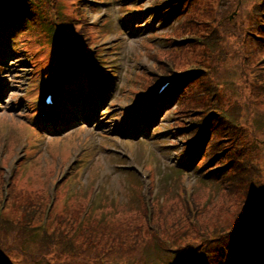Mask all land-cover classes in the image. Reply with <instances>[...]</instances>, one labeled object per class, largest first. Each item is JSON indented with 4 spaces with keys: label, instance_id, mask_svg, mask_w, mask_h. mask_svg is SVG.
<instances>
[{
    "label": "rangeland",
    "instance_id": "1",
    "mask_svg": "<svg viewBox=\"0 0 264 264\" xmlns=\"http://www.w3.org/2000/svg\"><path fill=\"white\" fill-rule=\"evenodd\" d=\"M104 1L107 2H101L92 8L81 6L80 3L74 4L75 6L80 5L78 11L81 21L88 19L90 24L95 23L89 28L99 36L104 47L111 44V47H115L113 50H108L110 53L113 52L108 58L107 64L112 65L113 69L119 70L117 74L115 73L114 83L117 96L109 104L110 110L107 111L106 116L102 120L93 118L92 124L95 127L92 125L91 128L88 126L79 128L80 130L85 128V133L87 129L90 130L86 135L88 142L84 143L91 149V155L84 166L79 165L78 160L83 152L84 144L81 143L82 141L80 142L79 138L68 135L72 132V128L62 133L65 136H49L47 145L34 147V144L39 141L36 135L30 133L33 126L26 123L25 119H19V115L16 118L14 116H17L19 109L28 110L27 100H21L20 96L26 91L30 80L31 84L37 85L33 79L36 68H32L30 64H17L18 68H13L11 74L7 72L9 88L2 102L5 112L0 113V198L1 185L7 186L9 182H12L16 192L22 194L21 197H24L25 193H30L32 197H44L45 207L52 200L54 210L60 212L66 207L74 208L79 204L88 207L91 198L94 199L98 195L93 204L94 209L99 213L103 212L105 224L115 228L117 225L115 223H118L126 215L143 217L145 213L143 201L148 197L146 189L149 187V179L154 181L155 178L164 177L166 183L159 181L157 196L165 193L168 196L167 200L179 203L180 196L177 193L184 191V183L180 181L186 178V174L179 173L171 166L167 153L171 150L170 138L166 133L164 134L167 130L148 140H141L140 133L137 134V137L124 136L127 139L117 135L113 136L111 133L117 124H124L125 119L118 114L121 105L131 92H134V89L135 92L148 89L149 77L157 71L166 69L167 66L175 67L178 71L194 67L207 68L211 81L217 86V92L211 95L209 91H203L202 95L197 98H191L189 104L195 101L200 104L225 108L226 111H231L232 120L240 123L239 128L249 133L250 142L255 141V137L257 138L259 146L255 148V151L251 149L252 162L259 173L257 179L264 187V67L261 69L257 62L261 58V53L258 51L254 38L258 31L256 25L262 19V12H255L257 10L255 5L262 0H199L190 12L189 21L183 19L179 24L164 31L161 30L165 27L159 26L154 29V33L142 35L138 33L136 36L123 34L125 31L122 32L120 28L124 27L128 30L130 27V22L124 24L123 18L129 11L138 12L137 10L141 8L142 12H148L150 0ZM133 1H138V6H133L127 11L126 7ZM0 26L7 30V26L1 18ZM210 34L212 41L207 40ZM59 35H61L60 32ZM59 35L57 39L63 42L62 35L61 37ZM29 36H25V42L28 45ZM166 36H174L180 41H183L182 37H186V39L183 42H173L170 45ZM31 41L37 47L38 43L33 41L32 37ZM184 42H187V46ZM174 45H178L179 48L173 47ZM181 46L183 47L181 48ZM214 50L215 53L211 52ZM8 60L9 63L15 64V57L10 56ZM37 67L39 70H43L46 65L43 62H38ZM126 69L128 70L123 76V71ZM209 70L212 72L209 73ZM38 75L46 82L47 73L40 71ZM199 86L198 81L194 91ZM29 91L30 104H32L33 97L31 95L37 92ZM38 99L39 96L34 100V103ZM132 101L133 96L126 103ZM19 103H21L20 106ZM235 107H239V109L235 111ZM177 109H180V106ZM10 111H12L13 117L7 115ZM37 113L33 112L31 108L28 113V121H31ZM175 115L177 116L172 118V111L169 113L168 110L161 117L162 122L157 123L158 125L154 127L165 130L169 125L180 124L185 117L191 115V112L190 109L185 111L180 109ZM7 125H11L12 133L15 136L12 141L6 139L5 136L10 131V127ZM98 128L102 130H97ZM25 133L28 136L26 147L21 140L22 136L25 139ZM116 133L119 134V132ZM162 137L165 140H159ZM176 140L177 136L172 142ZM158 144H165L162 149L167 152L157 151ZM28 148L33 151L27 153ZM70 149L73 150L72 153H68ZM92 156H100L102 160L87 165L92 163ZM91 167H93L92 170H90ZM144 175H147L145 179H143ZM193 181L192 178L186 180L191 183ZM75 182L78 183V186L73 185ZM107 183L110 184L113 192L117 191L122 195L121 199L109 201L103 194H100L101 186L104 188ZM211 187L212 185L201 187L195 196H190L188 199L185 197L181 200L188 208L191 206L201 208L210 205L213 197L205 199V196ZM217 191L218 195L214 200L215 210L219 207L221 198L224 200L222 187ZM71 193L74 194L67 198V195ZM50 194L52 198H50ZM3 195H5V191ZM21 199L23 200V198ZM239 200L242 201L241 193L237 200L233 199L227 202L224 217L229 216V213L234 214L240 207L242 209L243 206ZM16 201L18 203L16 206L7 209V211L4 209V212H6V218L12 219L14 223L19 219L17 224L13 223V227L18 226L19 230L11 232L13 237L19 238V232L30 228L27 222L22 220L23 217L31 214L28 209L21 210V205L25 202L29 203L32 199L29 197L24 201ZM5 206H7V198ZM155 206L156 204L151 205L152 210ZM92 216L88 214L89 222L92 220ZM150 216L153 218L156 213L152 211ZM40 219L41 217L34 222L40 221ZM9 238L10 235L0 233L1 248H12L11 244L14 242Z\"/></svg>",
    "mask_w": 264,
    "mask_h": 264
},
{
    "label": "trees",
    "instance_id": "2",
    "mask_svg": "<svg viewBox=\"0 0 264 264\" xmlns=\"http://www.w3.org/2000/svg\"><path fill=\"white\" fill-rule=\"evenodd\" d=\"M188 1L152 0L151 5L154 9H150V12H156L160 22L171 17L178 18ZM44 9L45 4L37 0H0L1 13L16 18L19 30H23L22 26L25 24L26 28L33 26L37 31L40 14ZM85 31V27H82L79 33L70 32L73 42L82 50H88L90 46ZM184 44L187 46V42ZM87 58L95 65L102 61L97 50H88ZM162 71L163 75L168 76L176 73L170 66ZM156 75L152 80L161 81L162 77ZM198 81L200 86L194 91ZM191 83L194 92L184 95L180 100V109L183 111L190 109L191 112L189 115L191 118L186 121L196 116V106L189 104V100L203 90L215 91L216 86L212 84L208 72L197 70L191 75L188 69L181 70L179 78L158 97L160 105L166 104L167 97L171 95L172 98L175 97L178 91L182 94V88ZM215 121L216 128L213 132L217 131L219 138L213 140L203 137L201 139L203 147H189L186 156L190 158L196 155L197 158H202L207 154L209 158L215 160L224 157L215 178L224 173L223 168L227 175L219 186L209 188L205 196V199L213 197V201L216 200L217 190L222 187L224 200L221 198L217 210L214 209L215 201H212L213 203L203 207L201 216L193 218L188 206L180 198L179 203L171 200H167L166 203L160 201L152 203L151 205L156 204L153 210L151 208V212L156 213L152 218L144 200L145 213L142 218L126 215L115 223L117 224L115 228L105 224V220L96 218L97 215L90 222L85 221L86 219L82 218L83 205L79 204L66 209V213L70 212L69 217L76 221L73 233H67L62 225L58 226L54 222L47 227L41 219L39 225L32 228L44 230L38 238L22 237L21 232L19 238L13 237L12 230H19V227H13L12 223L6 221L4 219L6 212L0 210V233L10 235L14 242L11 244L12 248L0 246V264H248V259L252 264H264V187L257 179L259 173L252 162V150L255 151L259 144L257 139L250 142L248 133L240 129V123L232 118L230 121L216 118ZM185 125L184 134L196 133L198 128H192L190 122ZM206 140L209 145L205 143ZM219 143L221 146L217 145ZM240 193L242 201L239 202L243 206L242 209L240 207L234 214L229 213V216L224 217L227 202L237 200ZM21 196L22 194L16 192L12 182L8 186L1 185L0 202L7 198L6 211L18 204L16 200L24 201L30 197L27 193L24 197ZM37 197L44 199L41 196ZM45 201L32 200L29 203H22L21 210L28 209L31 213L24 215L22 220L30 225L32 218H39L41 215L38 209L43 212ZM74 240L75 245L65 244V241Z\"/></svg>",
    "mask_w": 264,
    "mask_h": 264
}]
</instances>
